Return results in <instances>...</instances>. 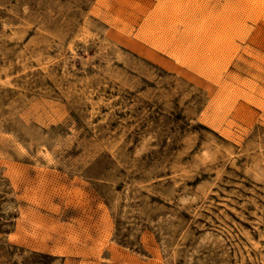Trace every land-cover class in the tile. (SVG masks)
<instances>
[{
	"label": "rangeland",
	"instance_id": "1",
	"mask_svg": "<svg viewBox=\"0 0 264 264\" xmlns=\"http://www.w3.org/2000/svg\"><path fill=\"white\" fill-rule=\"evenodd\" d=\"M0 264H264V0H0Z\"/></svg>",
	"mask_w": 264,
	"mask_h": 264
}]
</instances>
